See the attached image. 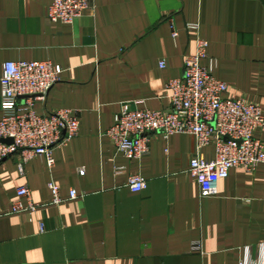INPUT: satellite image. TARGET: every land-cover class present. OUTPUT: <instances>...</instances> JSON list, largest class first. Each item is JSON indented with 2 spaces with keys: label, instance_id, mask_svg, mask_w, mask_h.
Returning a JSON list of instances; mask_svg holds the SVG:
<instances>
[{
  "label": "crops",
  "instance_id": "1",
  "mask_svg": "<svg viewBox=\"0 0 264 264\" xmlns=\"http://www.w3.org/2000/svg\"><path fill=\"white\" fill-rule=\"evenodd\" d=\"M51 1L0 0V76L7 61H51L60 79L34 109L76 111L79 130L53 149L51 167L20 152L0 164V264H241L246 249L257 260L261 244L264 264V164L231 168L203 196L189 173L194 136L155 134L149 155L130 159L105 135L125 104L169 106L165 85L183 75L197 37L225 96L264 109V0H91L71 24L48 19ZM15 107L0 88V119ZM201 154L212 158L213 147ZM134 173L147 182L140 192L126 186ZM22 186L35 211L12 212Z\"/></svg>",
  "mask_w": 264,
  "mask_h": 264
},
{
  "label": "built area",
  "instance_id": "2",
  "mask_svg": "<svg viewBox=\"0 0 264 264\" xmlns=\"http://www.w3.org/2000/svg\"><path fill=\"white\" fill-rule=\"evenodd\" d=\"M91 0H52L48 19L71 24L89 8ZM188 29L199 30L198 23H188ZM176 36V33H173ZM208 42L196 38L195 52L184 57L183 75L170 79L165 85L166 109L141 108L135 102L125 104L115 114L113 124L105 132L114 148L130 159H142L150 153V143L155 134L168 138L173 134H190L196 142L195 156L189 162V173L197 181L203 196L214 195L217 183L226 178L231 168L254 171L264 164V140L254 136L264 131V109L245 98L225 96L228 86L214 75L216 60L208 55ZM165 61L159 62L163 68ZM61 69L51 61L19 60L2 65L0 88L2 97L16 100L15 112L0 119V164L20 152L25 161L41 156L46 164H54L53 149L73 138L79 130V116L71 109H59L39 114L34 109L37 100H44L51 87L59 81ZM3 139H12V143ZM211 145L212 158L201 154V149ZM122 169H117L119 174ZM79 173H83L82 168ZM127 188L140 192L147 186L143 176L128 175ZM52 203H61L59 187L48 183ZM70 192V199L77 197ZM28 198L27 204L22 199ZM37 208L29 199V191L22 186L12 202V212H32ZM200 250V242L192 244ZM260 257L251 259L247 253L241 264H262Z\"/></svg>",
  "mask_w": 264,
  "mask_h": 264
},
{
  "label": "water",
  "instance_id": "3",
  "mask_svg": "<svg viewBox=\"0 0 264 264\" xmlns=\"http://www.w3.org/2000/svg\"><path fill=\"white\" fill-rule=\"evenodd\" d=\"M4 142L12 143V139H3Z\"/></svg>",
  "mask_w": 264,
  "mask_h": 264
}]
</instances>
